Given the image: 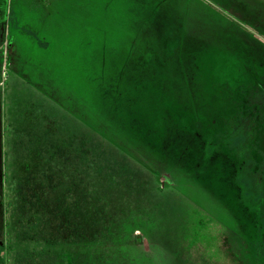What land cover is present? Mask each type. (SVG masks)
<instances>
[{
	"label": "rangeland",
	"instance_id": "rangeland-1",
	"mask_svg": "<svg viewBox=\"0 0 264 264\" xmlns=\"http://www.w3.org/2000/svg\"><path fill=\"white\" fill-rule=\"evenodd\" d=\"M56 1L0 0L2 120L79 116L154 160L159 184L175 189L138 247L149 264H264V0ZM5 134L0 264H15L60 241L68 222L60 211L25 230L20 194L57 208L75 165L66 152L24 172L26 144ZM143 138L159 153L139 151Z\"/></svg>",
	"mask_w": 264,
	"mask_h": 264
},
{
	"label": "trees",
	"instance_id": "trees-1",
	"mask_svg": "<svg viewBox=\"0 0 264 264\" xmlns=\"http://www.w3.org/2000/svg\"><path fill=\"white\" fill-rule=\"evenodd\" d=\"M0 11V33H5L2 16L6 12L4 9ZM71 118L68 121L58 116L27 119L24 115H16L12 124H6L0 112V153L5 133L12 131L14 139L26 144L24 162L20 165L24 172L39 169L45 155L51 158L66 152L75 165L74 178L67 184L66 197L53 202L58 203L57 208L40 212L26 196L20 194L22 205L16 213L20 226L25 230L40 228L44 221L47 227L49 219L55 218L60 211L67 213L68 222L58 228L61 233H67L60 241L55 240L54 244L39 251L16 253L15 264H149L148 254L138 247L142 246L143 238L150 235V231L153 233L155 217H159L158 212L164 210L167 200L172 198L167 190L175 188L169 185H164V188L159 184L161 174L152 169L154 160H142L135 154H129L132 149L125 147L127 151L123 150L94 130L84 118ZM128 121L144 127L138 119L130 118ZM122 124L126 129V124ZM94 140L98 142L94 143ZM138 140L142 144L134 142V146L146 152L147 156L159 153L158 147L149 141L144 138ZM104 142L109 146L105 147ZM112 149L118 151L113 152ZM7 155L4 156L7 158ZM83 183L86 187H82ZM93 184L98 191H94ZM141 229L144 234L134 236ZM79 233L88 234L90 238L99 236V241L71 236Z\"/></svg>",
	"mask_w": 264,
	"mask_h": 264
},
{
	"label": "crops",
	"instance_id": "crops-1",
	"mask_svg": "<svg viewBox=\"0 0 264 264\" xmlns=\"http://www.w3.org/2000/svg\"><path fill=\"white\" fill-rule=\"evenodd\" d=\"M45 9H48L49 6H55L56 0H37ZM57 2V1H56Z\"/></svg>",
	"mask_w": 264,
	"mask_h": 264
}]
</instances>
